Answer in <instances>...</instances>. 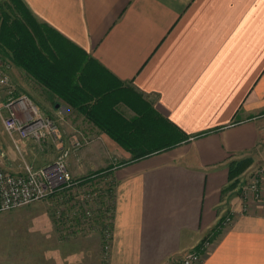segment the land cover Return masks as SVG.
<instances>
[{"label": "crops", "instance_id": "crops-1", "mask_svg": "<svg viewBox=\"0 0 264 264\" xmlns=\"http://www.w3.org/2000/svg\"><path fill=\"white\" fill-rule=\"evenodd\" d=\"M22 1L94 59L111 85L141 96L188 140L133 160L77 109L15 68L20 74L9 76L10 86L50 96L47 117L60 133L94 139L79 166L70 160L71 174L80 179L109 167L114 183L108 260L100 232L64 237L53 217L36 209L29 229L36 232L21 247L20 264H177L206 238L213 246L203 264H264L262 210L250 204L243 211L240 188L230 189L229 180L232 163L264 162V0ZM117 110L126 119L136 115L123 103ZM20 143L35 156L37 145ZM5 152L2 166L19 172ZM226 215L233 222L219 231Z\"/></svg>", "mask_w": 264, "mask_h": 264}, {"label": "trees", "instance_id": "trees-1", "mask_svg": "<svg viewBox=\"0 0 264 264\" xmlns=\"http://www.w3.org/2000/svg\"><path fill=\"white\" fill-rule=\"evenodd\" d=\"M0 56L23 70L39 86L82 113L88 122L138 160L175 148L188 140L141 96L122 91L106 79L103 68L54 29L39 22L22 0L0 5ZM123 103L136 118L117 110ZM251 161L232 163L229 180L237 179ZM231 183L230 189L235 188Z\"/></svg>", "mask_w": 264, "mask_h": 264}, {"label": "built area", "instance_id": "built-area-1", "mask_svg": "<svg viewBox=\"0 0 264 264\" xmlns=\"http://www.w3.org/2000/svg\"><path fill=\"white\" fill-rule=\"evenodd\" d=\"M10 88L9 77L0 73V93L4 90L8 93L4 103L0 104V121L5 132L16 142L32 141L35 145L56 138L58 130L53 120L43 115L30 97L15 96ZM79 145L75 143L73 149ZM16 147L20 148L18 144ZM69 151L40 168L25 164L19 165V172H12L2 166L7 155L0 147V214L33 203L48 202L54 206L53 217L60 234L74 237L77 231L83 234L100 232L103 256L108 260L113 240V180L107 177L73 178L65 159ZM240 192L243 211H248L249 205L254 204L264 216V162L248 169L242 178ZM232 222L233 215H226L217 229L221 231ZM212 246L211 238L203 239L177 264H203Z\"/></svg>", "mask_w": 264, "mask_h": 264}, {"label": "rangeland", "instance_id": "rangeland-1", "mask_svg": "<svg viewBox=\"0 0 264 264\" xmlns=\"http://www.w3.org/2000/svg\"><path fill=\"white\" fill-rule=\"evenodd\" d=\"M5 1L7 0H0V5H2ZM15 68L17 67H15L9 60L7 59L4 60L0 56V73H4L8 77L14 76L17 78L19 77L20 69L18 68L19 70L15 71ZM11 87L12 88H10V90L13 89V93L15 94L17 93V95L15 96H19V95H27L28 97L30 96V98H33V101L35 100L36 104L39 107L40 112L43 115L50 116V112L53 110V107H51L52 102L49 101L52 100L50 96H47L43 92L42 94L40 93V91H32V89L29 86L28 89L25 88L26 91H21L19 85L18 87L17 86L15 87L11 86ZM44 90L49 95L53 94L47 91L46 89ZM29 91L32 92L33 95L30 94ZM36 99H38L39 102ZM134 118H136V115L134 116ZM59 130L56 138L45 140L40 144L41 148L38 147L39 145H37V147L34 149V153H36L34 157L31 156L28 152H26L25 147H23L20 142H16L6 132L4 134L0 133V141L6 145L5 148L2 147L3 150L8 151L9 157L11 158L13 163L17 164V166L25 165L26 162H28L26 165L34 163V166L49 164L50 162L52 163L55 160H57L68 150L70 151L65 159L67 161V165L69 166V168H70L69 165L70 160L72 163L75 162L79 166L81 163L78 160L82 157L84 158L87 156L86 151H82V150L86 149L91 144V142L94 141V139L92 140L91 138H89L88 135L74 136V135H67L66 133L62 134V132L60 133L61 130L60 131ZM77 142L80 143L79 148L74 150L73 145ZM17 144L20 146V148L16 147ZM96 157L97 158L95 160L99 161V156L96 155ZM250 168H253V166L250 165V167L246 168L244 172L237 179L231 182V183L236 182L237 185L235 186V188H240L242 178ZM109 169L112 168L105 167L104 169L92 172L89 175L80 179H85L90 177H98L100 179H104V177H107L108 179L113 180L111 177L112 175L108 173L110 172ZM73 178H75V176H73ZM110 182H108V184H110ZM36 209H41V210L44 209L52 217L54 216V206L52 204H49L48 202L33 203L29 206H25L17 210L0 214V264H20L21 247L25 245V241L27 240L28 236L30 237L32 234L36 232L34 230L32 231L29 230L32 227V225L36 222L34 217L36 213ZM25 213H28V215H25ZM53 222L55 224L54 217H53ZM29 231L30 234L28 233ZM81 235H84L83 232L77 231L74 237H79Z\"/></svg>", "mask_w": 264, "mask_h": 264}]
</instances>
